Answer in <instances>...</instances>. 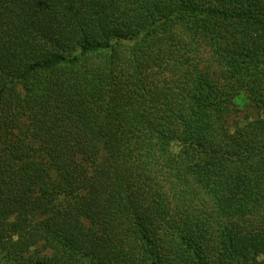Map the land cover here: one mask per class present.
Here are the masks:
<instances>
[{
  "label": "trees",
  "instance_id": "obj_1",
  "mask_svg": "<svg viewBox=\"0 0 264 264\" xmlns=\"http://www.w3.org/2000/svg\"><path fill=\"white\" fill-rule=\"evenodd\" d=\"M263 66L256 0H0V264H259Z\"/></svg>",
  "mask_w": 264,
  "mask_h": 264
},
{
  "label": "rangeland",
  "instance_id": "obj_2",
  "mask_svg": "<svg viewBox=\"0 0 264 264\" xmlns=\"http://www.w3.org/2000/svg\"><path fill=\"white\" fill-rule=\"evenodd\" d=\"M258 4L264 10V0H256ZM263 44V43H262ZM220 77V76H219ZM219 92L221 94V100L225 108L228 107L231 112L229 118L231 122H236L240 126L243 125V119L246 117H254L257 114V110L253 106V100L264 103V66L263 70H259L256 74H231L219 78ZM241 95L242 100L240 104H235V99L232 95ZM264 220V209L255 208L248 212L247 217L233 218V225L237 226L243 234H246L250 225L259 227L257 222L250 223L254 220ZM222 219V218H221ZM226 222V218H225ZM189 231L195 236V240L203 247L207 254V258L212 260L214 253L215 240L207 234L204 235L200 228L189 227ZM170 233V232H169ZM261 235V234H260ZM260 260V259H259ZM163 264L180 263L191 264V258L184 252H178L176 254L166 252L163 260ZM259 264H264V253Z\"/></svg>",
  "mask_w": 264,
  "mask_h": 264
}]
</instances>
